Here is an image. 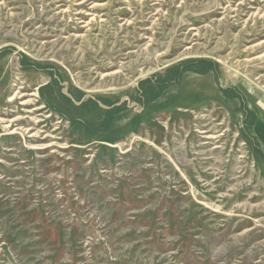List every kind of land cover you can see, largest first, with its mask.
<instances>
[{
    "label": "rangeland",
    "instance_id": "1",
    "mask_svg": "<svg viewBox=\"0 0 264 264\" xmlns=\"http://www.w3.org/2000/svg\"><path fill=\"white\" fill-rule=\"evenodd\" d=\"M0 264H264V0H0Z\"/></svg>",
    "mask_w": 264,
    "mask_h": 264
},
{
    "label": "bare ground",
    "instance_id": "2",
    "mask_svg": "<svg viewBox=\"0 0 264 264\" xmlns=\"http://www.w3.org/2000/svg\"><path fill=\"white\" fill-rule=\"evenodd\" d=\"M187 53V52H186Z\"/></svg>",
    "mask_w": 264,
    "mask_h": 264
}]
</instances>
